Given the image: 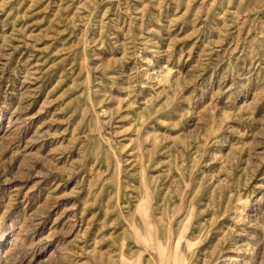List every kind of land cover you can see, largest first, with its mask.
Here are the masks:
<instances>
[{"label":"rangeland","instance_id":"1","mask_svg":"<svg viewBox=\"0 0 264 264\" xmlns=\"http://www.w3.org/2000/svg\"><path fill=\"white\" fill-rule=\"evenodd\" d=\"M0 264H264V0H0Z\"/></svg>","mask_w":264,"mask_h":264}]
</instances>
